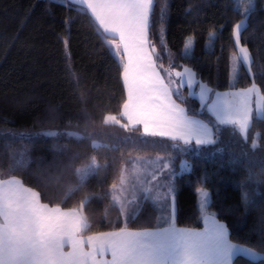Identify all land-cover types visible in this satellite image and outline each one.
I'll return each instance as SVG.
<instances>
[{"label": "trees", "instance_id": "obj_1", "mask_svg": "<svg viewBox=\"0 0 264 264\" xmlns=\"http://www.w3.org/2000/svg\"><path fill=\"white\" fill-rule=\"evenodd\" d=\"M235 6V0H155L149 40L159 53L156 63L190 66L213 89L244 87L254 79L264 93V0H255L241 34V43L252 54L254 76L241 66L232 80L229 57L236 49L231 33L242 18ZM162 7L166 13L163 43ZM210 32L215 33L214 39ZM101 33L89 10L69 0H0V178L18 176L40 193L42 201L63 208H79L88 196L82 210L87 220L83 235L125 226L154 227L165 222L156 221L159 211L150 200L144 199L136 213L124 220L109 189L123 164L137 155L173 152L178 161L184 154L191 167L174 176L176 225L203 226L197 189L207 188V212L226 223L230 240L259 251L264 241V183H260L264 181V120L254 116L246 143L238 130L221 126L219 142L209 146L143 136L139 125L130 132L119 124L105 125V114L116 116L121 124L128 121L120 115L126 100L120 58L107 43L109 37ZM189 36L194 45L190 57H184ZM174 97L188 114L215 122L209 112L199 109L195 96ZM48 131L58 135H45ZM69 131L79 132L82 138L69 137ZM257 133L260 149L253 152L250 145ZM93 140L101 146L94 149ZM19 152L27 153L25 162L10 167L12 154ZM93 156L102 167L79 184L75 168ZM245 192L254 201L247 212L242 202ZM233 264L250 261L238 255Z\"/></svg>", "mask_w": 264, "mask_h": 264}, {"label": "snow or ice", "instance_id": "obj_2", "mask_svg": "<svg viewBox=\"0 0 264 264\" xmlns=\"http://www.w3.org/2000/svg\"><path fill=\"white\" fill-rule=\"evenodd\" d=\"M69 3L89 10L103 29L102 35L114 34L119 37L118 42L113 39L107 43L114 49V55L120 58L121 75L127 93L120 115L128 123L121 124L116 116L105 114V125L119 124L129 132L136 125H142L143 136L167 137L174 142H182L184 146L190 145L193 140L197 146H209L219 142L221 126H230L234 132L238 130L246 143L254 114L256 119L264 120V93L254 79L247 88L217 92L215 99H211L213 89L198 81L197 74L191 68L181 66L182 71H175L171 62L168 68L156 63L159 53L149 40L155 0H69ZM254 3L255 0H236L234 11L239 12L242 18L233 25L231 33L236 49L229 57L233 78L238 76L241 66H246L249 74L254 76L251 71L252 54L246 45L241 44V34L247 28ZM165 7L161 8L159 14L161 43ZM209 37L214 39L215 33L210 32ZM193 45L194 38L187 37L182 49L184 57H190ZM121 46L123 53L120 51ZM185 84L189 88L193 84H199L201 101L211 99L207 108L215 117L214 123L188 117L186 109L172 99L173 95L184 99L180 97L179 90ZM191 94L190 92L189 95ZM44 134L58 135L56 132ZM67 135L82 138L79 132L69 131ZM259 139L260 133H257L252 139L251 151L260 149ZM100 146L93 140L94 149ZM173 147H179V144L174 143ZM185 150L186 148L181 149ZM26 156V152L13 153L10 167L23 164ZM157 159L160 166L154 173L148 174L151 179L147 178L143 170L134 168L129 175L122 168L119 183H113L111 191L114 193L113 201L121 204V215L126 219L131 218L129 208L133 209L134 215L139 207L136 183L140 184V192L145 199L151 198L155 203L162 201L167 205L171 198L172 213L165 220L167 226L143 230H130L125 226L109 233L90 236L88 241L91 251L88 252L84 251L83 238L79 235L87 227L82 210L89 200L88 196L81 200L78 209L64 211L59 205L50 208L48 204L41 203L40 193L26 188L18 178L0 179V264H233L238 255H243L250 264H264V241L260 243L259 251L233 243L225 225L215 220L214 214H206L209 194L203 188L197 189V193L205 228L197 230L176 227L174 185L171 182L159 184L165 173L174 174L171 160L164 157ZM101 167L93 156L83 166L75 168L79 184L95 175ZM190 167L187 161H181V171ZM129 188L133 192L130 199L124 197ZM161 188L165 190L161 192ZM118 190L120 194L116 195ZM242 202L247 212L254 201L245 192ZM65 246L70 250L65 252ZM108 252L111 259H103ZM97 256L101 258L97 259Z\"/></svg>", "mask_w": 264, "mask_h": 264}, {"label": "rangeland", "instance_id": "obj_3", "mask_svg": "<svg viewBox=\"0 0 264 264\" xmlns=\"http://www.w3.org/2000/svg\"><path fill=\"white\" fill-rule=\"evenodd\" d=\"M235 5H236V0H235ZM189 37H192V36H189ZM242 44V43H241ZM243 45V44H242ZM112 50V49H111ZM113 52H114V49H113ZM184 66H187V65H184ZM165 67V66H164ZM187 67H189V68H191L195 73H196V71L192 68V67H190V66H187ZM165 68H168V67H165ZM183 69H182V67H180V68H175V71H182ZM163 73V72H162ZM197 74V73H196ZM163 76H164V73H163ZM165 79H167V77L165 76ZM173 79L174 80H176L177 78L173 75ZM187 79V78H186ZM196 79L198 80V81H200V82H202V83H204V84H206L209 88H211V89H213L210 85H208L206 82H204V81H202L200 78H199V76H198V74H197V76H196ZM231 79L233 80L234 78L232 77V75H231ZM250 85H248V86H244V87H236V88H234V90L232 89H222V90H220V89H213V93H211L210 94V97H211V99H215V93H217V92H219V93H225V92H233V91H238L239 89H242V88H247V87H249ZM259 87V86H258ZM173 88H175V85H173ZM192 93L191 95H189V93ZM199 92H200V88H199V84H193L192 85V87L191 88H189L188 86H187V84H185V86L184 87H182V88H180V90H179V95L180 96H185V95H189V96H195L197 99H198V101H199V109L201 110V109H205L207 112H209L211 115H212V117L215 119V117H214V115L208 110V108H207V104L208 103H210L211 102V99H209V100H205V101H201V99H200V97H199ZM255 102H256V98H255V96L253 97V104L255 105ZM254 116H255V114H254ZM48 132H52V131H48ZM181 149L182 148H180V151H181ZM188 150V148H186V150L185 151H187ZM181 153V152H180ZM176 155H177V153H173V152H169V153H161V154H154V155H137V156H135L132 160H131V162H128V163H125V164H123V166H122V168L123 169H125L126 170V173L127 174H129V165H130V163L132 164V165H135V166H141L142 168V170H143V172H147V173H154L155 171H156V169L160 166V164H159V162H158V157H164V158H170V160H171V164H172V172L174 173L173 175H169L168 173H165L163 176H161V178H160V180H159V184H161V185H163V184H165V183H168V182H171L173 185H174V176H175V174L176 173H179V172H182L181 171V169H180V164H181V161H187L188 163H189V161H188V159H187V157L184 155V154H179V156H180V160H176ZM154 157V156H156V158H154V159H151L150 157ZM97 160V159H96ZM98 162V161H97ZM149 163H151V169H150V171H149V169H148V164ZM81 166H83V165H81ZM80 166V167H81ZM121 168V169H122ZM185 171H187V170H185ZM117 182V184L119 183V178H118V180L116 181ZM115 182V183H116ZM146 186V185H145ZM140 184L139 183H136L135 184V191L139 194V201H138V203H139V206L141 205V203H142V201L145 199L144 197H143V194L140 192ZM203 188V187H202ZM203 189H205L207 192H208V194H209V200H210V193H209V190L207 189V188H203ZM165 189H163V188H161L160 189V191L162 192V191H164ZM110 194H112L111 195V197L113 198V195H114V193L111 191V189H110ZM116 195H119L120 193H119V190L117 191V193H115ZM132 194H133V192H132V189L131 188H129L128 190H126L125 191V193H124V197H126V198H128V199H130L131 198V196H132ZM153 194H155V188H154V192H153ZM124 197H122V198H124ZM148 200H150L153 204H154V206L158 209V211H159V213H158V216H157V218H156V221H158V222H165V220L166 219H168L169 218V210H168V205H165L162 201L161 202H159V203H155L151 198H149ZM169 202H170V200H169ZM199 202H200V197H199V194L197 193V204H198V206H199ZM116 203V202H115ZM117 204V206H118V208L119 209H121V204H119V203H116ZM138 209V208H137ZM137 209L135 210V213H136V211H137ZM121 212V211H120ZM128 213H129V215H132V213H133V209L132 208H129L128 209ZM122 217H123V219L124 220H126V217L124 216V215H122ZM128 219V218H127Z\"/></svg>", "mask_w": 264, "mask_h": 264}, {"label": "crops", "instance_id": "obj_4", "mask_svg": "<svg viewBox=\"0 0 264 264\" xmlns=\"http://www.w3.org/2000/svg\"><path fill=\"white\" fill-rule=\"evenodd\" d=\"M90 12V11H89ZM94 18V17H93ZM97 24H98V22H96ZM98 26H99V24H98ZM101 29V28H100ZM102 31H103V29H101ZM109 38H108V41H110V40H113V39H115L117 42L119 41V37L117 36V35H114V34H106ZM110 46V45H109ZM110 48L112 49V52H113V48L110 46ZM120 51H121V53H123V47L121 46V49H120ZM125 62H126V57H125ZM161 75L163 76V73L161 72ZM125 87V86H124ZM229 89H233L234 90V88H229ZM126 90V89H125ZM126 99H127V93H126ZM172 99L175 101V103L176 104H178V105H180L181 107H183V108H185L175 97H174V95H173V97H172ZM186 114H187V116L188 117H190V118H193V119H196V120H200V121H203V122H205V123H208V122H206L204 119H202V118H200L199 116H196V115H190V114H188L187 113V111H186ZM126 119V118H125ZM127 120V119H126ZM139 126H141V128H142V125H139ZM194 141V140H193ZM195 142V141H194ZM151 159H154V158H156V156H154V157H150ZM137 169V170H142L141 168V166H135V165H132L131 163H130V165H129V175L132 173V171H133V169ZM148 169H149V171H150V169H151V163H149L148 164ZM120 172H121V170H120ZM145 175H147V178L148 179H151V176L150 175H148V174H150V172L149 173H147L146 171L145 172H143ZM120 175V174H119ZM11 177H16V178H18L22 183H23V185L26 187V188H31V189H34V188H32V187H30V186H28V185H26L23 181H22V179L20 178V177H18V176H11ZM9 178V177H8ZM8 178H5V179H8ZM119 178V177H118ZM1 179V178H0ZM141 179H143V176L141 177ZM118 180V179H117ZM117 183V182H116ZM110 189H111V187H110ZM109 189V190H110ZM36 192H38L36 189H34ZM39 193V192H38ZM112 195V194H111ZM112 198V197H111ZM40 200H41V197H40ZM112 200H113V198H112ZM170 200V202L168 201V210H169V218H170V216H171V213H172V199L170 198L169 199ZM41 203H44V204H47V203H45L44 201H42L41 200ZM49 205V207L51 208V207H54V206H56V205H50V204H48ZM174 207H175V212H174V222H175V216H176V203H175V198H174ZM60 208L61 209H63L64 211H68V210H71V209H78V208H63V207H61L60 206ZM82 214H83V212H82ZM206 214H208V215H212V214H210V213H208L207 212V209H206ZM133 216V214L132 215H130V217H132ZM168 218V219H169ZM127 220V219H126ZM215 220H217L218 222H220V223H222V224H224L225 225V227L227 228V230H228V234H229V229H228V227H227V225H226V223L224 222V221H222V220H220V219H218L216 216H215ZM210 223H211V221H209V226H210ZM175 225H176V223H175ZM167 225L166 224H162V225H159V226H154V227H144V228H135V229H133V228H128V229H130V230H143V229H155V228H157V227H166ZM176 227H178V228H189V229H197V230H203L204 228H205V220H204V215H203V226L201 227V228H192V227H184V226H178V225H176ZM117 230V229H116ZM112 231H115V230H111V231H103V232H98V233H94V234H87V235H82L81 233L79 234L80 235V237H82L83 238V249H84V251L85 252H88V251H91V248H90V245H89V241H88V237H90V236H94V235H98V234H104V233H109V232H112ZM230 239V238H229ZM95 242V241H94ZM233 242V241H232ZM233 243H236V242H233ZM237 244H239V243H237ZM240 245H242V244H240ZM242 246H245V247H248V246H246V245H242ZM70 249L68 248V246H65V248H64V251L65 252H67V251H69ZM101 257H99V256H97V259H100ZM103 259H105V260H110L111 259V254H110V252H108V253H105V255H104V257H103Z\"/></svg>", "mask_w": 264, "mask_h": 264}]
</instances>
